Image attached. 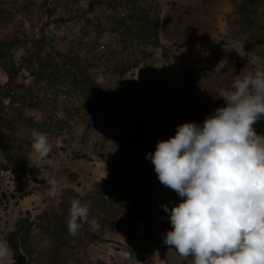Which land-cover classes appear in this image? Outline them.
Segmentation results:
<instances>
[{
  "label": "rangeland",
  "instance_id": "rangeland-1",
  "mask_svg": "<svg viewBox=\"0 0 264 264\" xmlns=\"http://www.w3.org/2000/svg\"><path fill=\"white\" fill-rule=\"evenodd\" d=\"M0 40L15 41L0 51V239L24 233L26 264H194L163 243L162 206L181 198L146 157L224 106L241 71L264 73V0H0ZM34 130L57 167L35 166ZM74 198L98 231L68 233Z\"/></svg>",
  "mask_w": 264,
  "mask_h": 264
},
{
  "label": "clouds",
  "instance_id": "clouds-1",
  "mask_svg": "<svg viewBox=\"0 0 264 264\" xmlns=\"http://www.w3.org/2000/svg\"><path fill=\"white\" fill-rule=\"evenodd\" d=\"M233 48H225L231 51ZM226 67L224 58L212 71ZM203 121L184 122L175 135L159 140L147 157L161 184L181 198L164 204L171 229L163 243L194 264H264V134L254 125L264 118V73L241 71ZM35 166L57 167L49 158L53 144L46 133L32 132ZM31 161V160H30ZM49 195L56 197L61 181L45 177ZM91 202L71 201L67 229L76 237L85 224L98 231V219H89ZM13 250L0 239V262Z\"/></svg>",
  "mask_w": 264,
  "mask_h": 264
},
{
  "label": "trees",
  "instance_id": "trees-1",
  "mask_svg": "<svg viewBox=\"0 0 264 264\" xmlns=\"http://www.w3.org/2000/svg\"><path fill=\"white\" fill-rule=\"evenodd\" d=\"M147 18H143V24H140V26L138 25V21L133 20L134 25L137 24L136 27H138L137 31H139L140 27H141V31H145L147 25H148V21H146ZM138 22V23H137ZM15 41H9V40H0V51L2 50V46L6 45V46H10L11 43H13ZM1 57V56H0ZM0 142L2 147L8 152L11 153L12 149L9 145L8 139H7V134L4 130L0 129ZM12 155V154H11ZM15 156V154H14ZM13 156V157H14ZM12 157V158H13ZM5 195V194H4ZM24 240V233H21L20 230H15L13 232L10 233L9 238H8V243L10 244L12 250H13V263L12 264H26L27 263V255L26 253L22 250V243Z\"/></svg>",
  "mask_w": 264,
  "mask_h": 264
}]
</instances>
